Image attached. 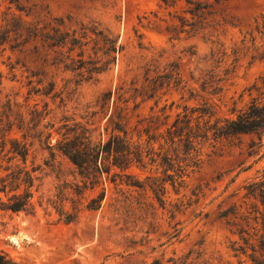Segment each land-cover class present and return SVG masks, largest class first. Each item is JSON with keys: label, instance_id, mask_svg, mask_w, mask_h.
<instances>
[{"label": "rangeland", "instance_id": "1", "mask_svg": "<svg viewBox=\"0 0 264 264\" xmlns=\"http://www.w3.org/2000/svg\"><path fill=\"white\" fill-rule=\"evenodd\" d=\"M173 15L189 17L180 6L165 7L158 0H0V27L17 16L78 36L81 25L95 22L121 45L107 69L89 80L55 62L58 52L67 54L65 48L31 41L18 48L2 46L0 111L5 109L12 122L9 136L26 133L31 144L26 165L37 166L34 212L0 213V249L21 264H150L154 259L160 264H252L235 250L244 243L236 231L260 227L254 215L262 204L247 195V185L264 179V130L205 143L199 167L182 186L167 185L163 203L148 186L131 185L111 172L84 192L74 221H64L52 204L61 185L82 184L75 166L46 146L67 127L85 132L92 142L105 141L119 119L133 127L138 118L164 109L171 121L184 105L202 104L211 108L213 120L234 117L264 92V0L217 4L204 29L178 38L167 30L179 25ZM153 80L157 86L149 96ZM128 172L141 180L149 174L136 167ZM102 189L99 208L87 209ZM66 191L77 197L72 188ZM63 204L71 210L69 200ZM234 205L237 217L231 213ZM256 239L248 242L256 244Z\"/></svg>", "mask_w": 264, "mask_h": 264}, {"label": "trees", "instance_id": "2", "mask_svg": "<svg viewBox=\"0 0 264 264\" xmlns=\"http://www.w3.org/2000/svg\"><path fill=\"white\" fill-rule=\"evenodd\" d=\"M158 1L165 7L180 6L184 13L189 14V17L173 15L179 20V25L167 26V30L172 32L171 37L178 38L179 33L194 35L204 29L206 27L204 20L211 13L213 6L229 0ZM9 2L16 3L17 0ZM179 3L181 5H178ZM56 21L59 24L63 22L62 19ZM30 41L40 43L48 49L65 48L67 54L58 52L55 62H63L64 69L74 71L84 80L92 79L107 69L114 59L112 53L121 50L117 38L95 22L81 25L77 36L76 31L69 33L60 31L57 27L48 28L37 23H25L17 16L4 19L0 27V55L4 50L2 46L6 43L10 44V48H18ZM89 43L90 52L85 58L87 50L85 47ZM74 52L76 58L73 56ZM156 86L154 80L149 84V96H152ZM2 116L5 118L4 121ZM169 117L170 115L161 109L159 113L138 118L133 127H127L125 122L119 119L113 123L114 132L109 138L98 142H92L85 132H73L72 127H67L54 145L47 142L46 146L51 149V154L56 150L65 156L82 178L81 185L74 184L72 187L64 183L60 186L56 200L52 203L59 216L66 222L74 221L81 209L80 201L84 192L94 190L102 183L103 175H109L111 172L113 176L126 177L131 185L148 186L157 201L163 203L162 195L167 185L173 189L182 186L189 174L199 167L201 150L205 143L234 134L260 133L264 130V92L253 97L245 108L235 113L234 117L213 120V112L206 104L184 105L183 110L176 113L171 121ZM0 121V213H33L36 204L33 201L32 186L37 166L32 164L28 168L26 165L31 144L27 142L26 133H22L21 138L8 135L12 122L5 109L0 111ZM21 122L20 120L17 125L18 129L22 128ZM49 136L50 134L46 138ZM132 167L147 171L149 174L141 180L128 172ZM116 169L119 172H116ZM67 187L72 188V194L77 196L76 198L69 197ZM247 195L257 198L262 204V209L256 208L254 215L255 222L260 227L250 226L253 231H249L241 226L236 232L244 243L235 250L247 255L252 264H264V179L249 183ZM103 197L102 189L97 196L88 200L85 207L91 210L99 208ZM68 200L71 202V210L65 209L63 204ZM37 204L41 205V201ZM232 208L231 213L237 217L238 208L236 205ZM223 216H226L225 211ZM244 222L245 226L249 224L248 220ZM230 224L239 223L231 221ZM251 237H257L256 244L248 242ZM248 249L250 252H247ZM0 264L21 263L0 249ZM150 264L160 263L154 259Z\"/></svg>", "mask_w": 264, "mask_h": 264}]
</instances>
